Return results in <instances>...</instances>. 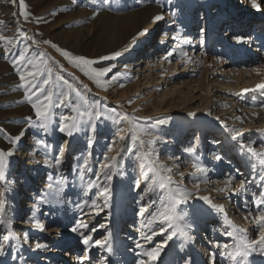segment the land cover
<instances>
[{"label": "rangeland", "instance_id": "374dc122", "mask_svg": "<svg viewBox=\"0 0 264 264\" xmlns=\"http://www.w3.org/2000/svg\"><path fill=\"white\" fill-rule=\"evenodd\" d=\"M194 2L195 12L193 15H199L203 14V6L199 5V0H192ZM237 3V0L235 1ZM25 3V11H27L29 15V22H25L22 17L19 16V2L17 0L16 4H13L11 0H0V21H3V24H0V33L7 36L9 39L14 40V46L11 47V52H7L5 50V42L0 41V127L5 129V133H12L15 134L19 131L20 128L24 127V117L33 115V110L31 109L30 105H28L26 102L22 101L23 97V91L17 90L15 92L11 91V89L15 88L19 81H18V75L16 71L13 69L11 61L15 58V56L19 53L20 50H22L25 47L29 48V56L37 55L41 52L44 53V58L48 61L49 65L54 69V74L62 75L65 79H67L70 83H72L74 86H76L81 92H83L88 99L90 104H96L99 107L106 110L108 113H120L123 114L124 108H121V105L119 104L117 98L111 93H108L107 95H103L101 93L102 88L98 87L95 83L93 84L91 80L87 76L83 74L78 68L73 67L64 57L60 55L59 52H57L55 49H53L50 45H45L42 43L43 40H50L54 43H56L60 48L66 49L73 53L74 55H84L88 58L97 59L99 60V57L102 55H108L109 52L103 51V49L98 50L100 48L99 42H108L113 37L115 38L117 34V29L122 23V20L133 18L136 13H139L143 8L148 7L150 8V13L148 15V18H152L155 16L154 14L158 11H164L166 16L168 15L171 17H175L176 20L184 22L187 18V0H173V3L169 4L167 3V0H159V3L154 2V0H114L112 6L110 9H104L101 11L99 16H96L93 18V0H79V6L73 5L71 3V0H24ZM182 4V5H181ZM218 3H211L210 8L213 16V13L218 8ZM155 11V13H154ZM262 13L264 14V0H262ZM175 12V16L172 15V13ZM13 13H16L17 15L14 17ZM54 13V14H50ZM211 14V13H210ZM215 15V14H214ZM41 16L43 17V21L40 23L36 22V17ZM151 16V17H150ZM186 17V18H185ZM260 19L254 18L249 23V29L244 31L246 34H251L254 27V22L256 20H262L263 18L259 17ZM183 19V20H182ZM205 18L201 17L198 19V25H195L196 32L203 28L204 20ZM46 21V22H45ZM233 22L230 21V24ZM229 24V23H228ZM225 25V23H224ZM227 25V24H226ZM163 24H161L158 27V31L156 32L157 35L162 36L161 29L163 28ZM198 27V28H197ZM194 28V29H195ZM26 32L28 35L33 36L35 40L41 41L39 45L32 44L31 41H25L22 39L20 35V31ZM225 26L222 31H225L227 33V30H224ZM257 34V32H255ZM231 36V34L226 35V37ZM244 36V35H243ZM247 36V35H246ZM258 39L252 40L253 42H259V40H264V31H258ZM245 38V36H244ZM207 40V39H206ZM18 41V43H17ZM220 32L219 30H216L211 35V40L209 42V53L207 56L208 67L204 71L203 66L200 65V69L196 71V75H194L193 79L199 80L200 82L199 87L195 88L196 93L198 94V98L195 101V103L203 102V104L210 106V109L212 112H220L221 108L228 107V113L226 111L227 116V126L230 127L231 124H228L230 122H236L238 125H242V120L248 119V112L245 110V107L243 105L242 100H236L235 103H232V100L235 98H239L240 96H248L252 94L255 99V103L257 104H264V89H256L257 84L264 83V67L263 69H260V72H256L253 77V80L250 83H246L242 86L240 85H221L219 83V75L218 74H212L213 69L216 68L217 61L215 57H213L214 53L217 51H220ZM233 41V40H232ZM252 42V43H253ZM237 44V42H235ZM239 46V44H237ZM237 45H230L229 50L231 54L229 56L234 59L238 60V62L241 63V55L240 52L237 51L235 48H239ZM236 46V47H235ZM254 46V44L252 45ZM235 47V48H234ZM258 47H261L260 45ZM216 48V49H215ZM244 53H248L249 56H252V52H249L247 50V47L243 48ZM147 52V51H146ZM261 52V51H260ZM144 52H140V54L137 56L138 58L143 56ZM141 55V56H140ZM212 55V56H211ZM236 55V56H235ZM228 61H233L232 58H229ZM259 56V53L256 55ZM175 57V56H173ZM128 57H122L120 59H114L111 61H99V63L96 65L98 67H108L112 66V72L108 74L107 77H105L106 80H109L110 78L113 79L115 77V80H119L120 78H124L126 76L132 77V80L130 81L131 85V91L129 100L126 103L125 109L128 113L131 114V118L134 119V122L138 124L139 126L145 128L148 131V135L142 136V138L147 141L149 139H152V137L156 136V134L161 135V139L157 140V142L152 146V159L158 160V162H161V159L163 156L170 155L175 157L176 155H180L181 153L178 152L177 147H173L172 142L174 140H178L176 143H181V140L184 141L185 137L188 135L189 132H191L190 128V117L188 115L189 111L191 113H194V116H197V112L191 111L192 109H187L188 106L185 104V106L177 105L173 103L164 104V102H160L156 100L155 96L151 97V99H146L147 95L143 94L148 89V82L144 83L142 75L136 76L137 74L140 75V72L137 73L136 69L130 74L128 70L125 67L124 61ZM139 58V60H140ZM263 58V57H262ZM203 59V58H202ZM264 59V58H263ZM249 60L246 59L245 62ZM259 59H257L258 62ZM254 63V65H258ZM216 65V66H215ZM228 66V65H225ZM218 70H220L222 67L221 65L217 66ZM136 71V72H135ZM172 72H175L176 69L173 68L171 70ZM134 73V74H133ZM211 73V74H210ZM208 76V79L206 80L205 76ZM77 76H81L83 81L78 80L79 78ZM206 76V78H207ZM175 77V78H174ZM173 77V80L170 79L168 81V86H172L173 83L178 82L180 80V76L176 75ZM196 77V78H195ZM139 78V79H138ZM169 77H165L160 79V82L163 83L165 80H167ZM164 81H163V80ZM218 79V80H216ZM142 80V82H141ZM162 80V81H161ZM87 82H90L94 88L89 89L85 85ZM154 82V81H153ZM152 83V82H151ZM160 83V84H161ZM174 83V84H175ZM209 83V84H208ZM179 84V83H178ZM194 84V82H193ZM139 87V88H138ZM191 86H187V89ZM223 88V90L221 89ZM139 89V90H138ZM159 89H163L162 86L159 87ZM197 89L200 90L197 92ZM244 89H248L249 91L245 92ZM200 93V94H199ZM234 93V94H233ZM138 94H141L140 98L138 99ZM191 94V92H190ZM236 95V96H235ZM239 95V96H238ZM106 96V97H105ZM146 97V98H145ZM155 98V100H154ZM191 96L186 99V102L190 100ZM229 98H233L232 100ZM73 99L75 100V97L73 96ZM110 99V100H109ZM203 99V100H202ZM112 100V101H111ZM16 101H20L19 103H13ZM191 102V101H189ZM201 102V103H202ZM8 105V107L5 109L4 105ZM234 104V105H233ZM62 110V111H61ZM114 110V112H113ZM53 111L55 112L54 119L56 120V124L59 123V117L60 115H71V109L69 107L65 106H58L54 107ZM135 111V112H133ZM234 117V119H232ZM158 119H163L166 121L164 124H157L156 121ZM242 119V120H241ZM107 121V122H106ZM109 124L111 128H115L118 126L116 123H114L111 120H101L98 122L97 126V132L98 134L95 135V138H98L99 144H96V148H100L101 152H108V144L109 141L106 140L107 135L103 133L102 125L101 124ZM235 124V123H234ZM101 126V128H100ZM56 125L54 126V128ZM130 126L128 127V129ZM128 129H124L125 134L128 132ZM254 133L256 136H254V142L264 141V128L260 127L259 122L254 123L253 126ZM31 130L26 133V140L27 145L25 148H33L32 144L34 141L32 140V134ZM213 130V129H211ZM210 130V131H211ZM123 132V133H124ZM153 132V133H152ZM258 132V133H257ZM5 133H0V148L7 149L11 147L6 140L7 136ZM245 134V133H244ZM209 133H207L203 138L204 141L209 140ZM247 135V134H246ZM76 136L78 137L79 134L77 133ZM113 138V135L109 136L111 139ZM157 137V136H156ZM169 137V139H168ZM67 137L64 136V134L60 135V139L58 144H61L64 139ZM163 138V140H162ZM171 138V139H170ZM128 147L130 148L133 144V141L129 139ZM167 140L166 145L163 144V141ZM139 141H136L135 143H138ZM131 143V144H130ZM106 145V146H105ZM139 145V146H138ZM220 146L222 145V159L216 160L215 157H206L204 161V166H209L210 170H207L206 173H200L199 176L205 180H212V178H215V173H220L221 175L226 174L227 178L231 173H240V178L245 180L246 182L250 183L248 184V189L251 191V196H242L238 192H232L231 194V201L230 203L226 204L224 206L229 207L232 205L233 208L236 204H233L231 202H236L237 199L239 203H241L242 208L248 209L251 207L253 202L252 200H256L258 198H264V180L261 179V177H264V168L260 167L259 164L256 162V159L252 157L246 149L241 147V144L237 145L238 149L237 152H240L241 154V160H236L235 155L233 154L234 150L231 149L227 145V143H220ZM42 146V145H40ZM137 146V147H136ZM159 146V147H158ZM135 152L143 154L144 152L148 151V145L145 143L143 146V149L141 148L140 144L138 143L135 145ZM116 149L120 150V146H117ZM53 150V149H52ZM81 150V148H79ZM264 149H258L257 151H261ZM27 152V150H26ZM137 153L131 154V152L126 151L123 155L126 154L125 158L128 159V156L135 160L137 159ZM185 154V153H184ZM136 155V156H135ZM183 155V154H182ZM72 156V155H70ZM85 156V154H84ZM26 159V156L22 158ZM195 158L200 159L199 157L195 156ZM95 157H92L90 160L95 162ZM236 160V162L233 163V166L231 168H228L227 161L228 160ZM206 160V161H205ZM200 162V161H199ZM239 164V166H235V164ZM65 166V164L63 165ZM77 167V166H76ZM17 171H21L22 169V163L20 164ZM76 169V168H75ZM239 170V172L237 171ZM15 170V168H14ZM236 170V171H235ZM241 170V171H240ZM248 174H246V172ZM17 172V173H18ZM76 174H78L77 171H75ZM228 172V174H227ZM93 173V172H92ZM120 173V175H119ZM116 175V180L121 186V195L119 197L120 204L124 203L123 201L125 198V193L127 192V186L129 185L130 179H131V170L128 168L121 169ZM86 174V173H85ZM92 175V174H91ZM130 175V176H129ZM120 177V178H119ZM221 177V176H220ZM249 177V178H248ZM44 180L48 179V175L45 174L42 177ZM71 175L68 178V186L66 187V192L62 193V200L60 203H53V204H42L43 208H40L39 211H37V216L39 218L47 219L44 223V226L47 230L53 229V231H49V236H43L41 234V230L35 228L33 225H28V237H29V243L24 244L22 247L19 245H16V247L10 249V253L8 254V260L7 263L12 264H18L17 261L12 259V256L14 255H23L25 257V264H30V262L34 264H78L79 262L75 261V258H69L67 261H64V259L60 258L59 256L50 255L48 253L47 249H50L52 246H58V244L62 245L67 243L71 239L72 242H68L70 245V248L72 247V251L74 250L77 254H84L85 252V245L81 242V238L77 233H74L71 231L72 228L70 225V222L68 223L67 218L65 216V213L62 211L63 205H70L72 207V215L70 216H78L84 215L88 209H90L91 200L95 199L96 194H92L91 192H88L87 195H84L81 199L77 200L75 199V196L69 195V192L73 190V187L78 189H85L88 182L91 180L88 179L87 175H84V180L81 181L79 179V175L76 176L75 183H71ZM78 178V181H77ZM86 178V179H85ZM211 178V179H209ZM89 181H88V180ZM96 180V179H94ZM253 182H249V181ZM42 180H40V183ZM102 184L106 182L100 181L98 183ZM86 185H85V184ZM82 184V185H81ZM80 185L83 187H80ZM85 185V186H84ZM247 186V185H246ZM232 187L238 188L236 186L235 181L232 184ZM96 188H93L94 190ZM143 188L141 187L140 190ZM90 190V191H92ZM12 191V192H11ZM46 191V190H45ZM15 193V190L13 186H11L10 193ZM124 192V193H123ZM156 199L153 198V196L146 194L145 197L148 196L149 204L152 203V201H156L154 205H152L151 208H149V212L155 211L156 208L160 206V200L162 197H165L167 195L166 191H161ZM94 195V196H93ZM122 196V197H121ZM213 196V194H212ZM25 197V196H24ZM238 197V198H237ZM11 199V196L9 197ZM68 199V200H67ZM245 199V200H244ZM87 200L89 202L88 206L83 205V201ZM222 200H226V198H223ZM130 202V201H129ZM98 203L102 204V199L98 201ZM148 204V205H149ZM10 205H8L9 208ZM254 208L252 206V210L248 211L251 212L252 215H255L257 213V206L254 204ZM127 207V205H126ZM182 209H184L183 206H180ZM238 208V206L236 205ZM235 207V208H236ZM84 208V209H83ZM235 208L233 211H235ZM262 209H264V205L261 206ZM12 209L14 210L12 215L9 217L14 218V226H16L18 229V235L20 234L21 238L23 237V230H25V219L24 215L20 213L15 206H12ZM93 210V208H91ZM90 209V210H91ZM47 211V212H46ZM94 211V210H93ZM135 215L131 219L134 223L138 221V212L139 207L135 210ZM214 210L205 206L204 209H197L196 214L198 217L194 215H189L190 220L194 221L193 226V235L195 236V240L193 242H185L183 237L177 235L172 240H168L166 245L163 247L157 261L154 262V264H184L185 260L190 259L192 261V264H203V261H207L210 257V254H215V264H220L218 261L220 258H222L224 264H229V261L225 258V250L223 249L224 244H228L231 246L234 244V242L229 241H220L223 242V245L221 247L217 248L214 245V241L217 238L210 237H204L205 235L202 234L205 230H203V226L201 229V224L198 222L199 217L206 216L207 218L213 217ZM108 210H103L100 212V216L97 218L91 219L87 221L89 226V230L95 228L96 230L89 231L87 234H90L93 238V240H102L107 235L108 231H111L112 233V251L108 252L106 249L100 248L98 246L93 247L91 249V255L89 262L87 264H102V261L105 257H107V264H138V261L141 259H147V257H143L141 255L142 249L136 248V242L139 241L141 243L145 244L146 248L154 247L157 244H163L166 240V234L159 233V225H156L154 227V231L157 232V234L153 237V240L151 243H145L140 236V231H138L136 235L134 234L135 238H129L124 239L122 236L123 228L120 227L118 229V232L114 229V226L110 228V224H108L106 221ZM91 216H96L95 212L90 213ZM148 213L145 214V217L148 219L150 218ZM47 216L48 218H45ZM66 218V219H65ZM87 218V216L85 217ZM233 218V217H232ZM83 219V218H82ZM80 219V220H82ZM147 219V220H148ZM207 220V219H204ZM129 220H126L124 218L123 224L124 228L126 226H129L130 222ZM239 221V220H237ZM19 222H22L23 224H20ZM66 223V224H65ZM129 223V224H128ZM236 225L238 228H242L245 230L247 228L248 230L251 228L253 236H247L250 239H257V226L254 224L248 222L245 225L240 224V222H237ZM69 224V225H68ZM100 225H106V228L100 227ZM147 222L141 227V230L144 232L148 231L147 228ZM250 226L247 227V226ZM254 228V229H253ZM83 231V229H81ZM4 232L2 229H0V236L4 235ZM22 232V233H21ZM129 233V231L126 232V235ZM206 235H209V231L206 230ZM246 233H249L247 231ZM204 237V238H203ZM208 238L209 241L207 240ZM136 241L134 242L133 240ZM219 239V238H218ZM40 242L43 244H46L47 247L43 249H37V254L35 249V243ZM129 242V243H128ZM204 245V248H201V245ZM220 245V244H219ZM65 248H61V250H64ZM79 249H82V251H79ZM220 249V250H219ZM22 250V251H21ZM78 250V252H77ZM219 250V251H218ZM71 251V250H70ZM84 251V252H83ZM204 251H206L204 253ZM24 252V253H22ZM26 252V253H25ZM220 252V253H219ZM48 253V254H47ZM37 256L38 259H33L34 256ZM109 256V257H108ZM47 257L48 261L41 260V258ZM4 259V260H3ZM77 260V259H76ZM5 261V256L0 257V264H3ZM61 263H58V262ZM226 261V262H225ZM53 262V263H52ZM222 262V264H223ZM207 264V262H206ZM249 264H264V255L256 254L255 256H251L249 258Z\"/></svg>", "mask_w": 264, "mask_h": 264}, {"label": "bare ground", "instance_id": "6f19581e", "mask_svg": "<svg viewBox=\"0 0 264 264\" xmlns=\"http://www.w3.org/2000/svg\"><path fill=\"white\" fill-rule=\"evenodd\" d=\"M199 1H200L199 5L203 6V14L199 15V17L197 15H193L196 7H194V2L192 0H187L188 14H187V18L185 17L186 19H184L185 20L184 22L176 20L175 17H171V16L168 17V15L166 16L164 11L157 12V14H162L164 18L161 21L153 22L152 18L154 16L151 19L148 18L151 7L150 8L145 7L141 11H139V13H136V15L133 18L122 20V23L117 29V34L115 38L113 37L108 42L100 41L99 42L100 48L98 50L103 49V51L109 52L108 55H110L112 52L121 51L125 46H128L129 44H131L133 37H136V43L132 45L130 50L124 53L121 57H118L117 59H120L122 57H128L124 61L125 67L128 70V72L131 74L137 67L136 71L137 73L140 72V75L137 74L136 76L142 75V78L144 80L143 82L144 83L148 82V85H146L148 86V89L143 93L147 95V98L146 97L145 98L151 99V97L155 96L156 100L160 102H164V104L173 103V104L182 105V106H185V104H187L186 105L188 106L187 109H192L191 110L192 112L193 110H195L194 112H197V116L193 115L190 117L189 123H190L191 132L188 133V135L185 137V140L182 141V139H180L181 143L179 144L176 143L178 140L177 141L174 140L172 142L173 147H177L178 152L181 154L178 156L176 155L175 157L170 156V155L163 156V158L161 159V162L164 165L173 168V173H174L173 179L177 181H182V186L184 188H186L189 191H192L197 196L207 195L213 200L214 203L225 205V203L226 204L230 203L231 201L230 196L232 193H230L229 195H225V193L219 192L217 191V189L225 187L226 182L229 177H234L233 182L235 181L236 186H238L239 181L242 180L240 178V173L242 174L243 172H239V170L237 169L239 173L237 172L231 173V175H229L228 178L226 174L221 175L220 173H215L216 175L215 178H212V180L205 181L201 178L202 177L201 175H200L201 177L199 176L200 173L194 171V169L192 168V162L195 159L198 163L204 164L203 160L206 157H209V156L215 157L216 155H220L222 157L223 147L222 145L221 146L219 145L222 142L227 143V145L231 147V149L234 150L233 154L235 155V158H237L236 160L242 159L240 152L236 151L238 149L237 145L239 144L251 145L256 150L264 149V141L254 142V139H255L254 136H256V134L254 133L255 131L253 129L254 123L256 122H259L260 127L264 128V107H261L262 104L255 103L254 101L255 97L252 94L248 96H240L238 99L229 98L231 100L233 99L232 103H235L234 101L236 100H242L245 110L248 112L249 116L247 120L241 119L242 125H238L236 124V122H234L235 124L233 122H230L228 124H231V126L228 127L226 125L227 119H228L226 116L229 110L228 107L221 108L220 112L218 113V112H212V110L210 109V106L203 104L202 101H201L202 103L201 102L195 103V101L199 99L198 94L195 91V88H198L200 86L198 82H200L201 79L199 77V80H197V79H193V77L194 75H196V71L200 69V65L203 66L204 71L208 67L207 65L209 62L207 61V56L209 53V47H210L209 42L211 40V35L214 31L219 30L220 39H221L220 41L221 46L219 47L220 51L219 52L217 51L216 53H214L213 57H215L217 61L216 64L221 65L222 68L218 70L217 66L219 65L217 66L215 65L216 68L213 69L212 74L215 73L219 75V83L221 85L228 84V85H234L235 87V85L242 86L246 83H250L253 80V77H255L254 75L256 74V71H254V69H261V68L263 69L264 67V59H263L264 58V40L263 41L259 40V42L252 41V40L258 39L257 37L258 31H261V32L264 31V14L262 13L261 10L252 8L251 4L249 3V0H237V3L235 2L236 0H199ZM212 2L218 3V6H219L213 13V16H211L212 12L210 8V4ZM157 14L155 13L154 15H157ZM201 17L205 18L204 25H203V28L205 29V33H204L205 43L203 45H200L199 43L200 30L196 32V28H195V25L196 24L198 25V19ZM257 17L258 19H260L259 17L263 19L256 20L254 22V26L255 25L257 26L254 27L251 34H248V33L246 34L244 31L249 29L250 21H252V19L255 20L254 18H257ZM230 21H232L233 23L230 24ZM161 24H163L164 26L160 32L162 36H159L156 34V32L158 31V27ZM224 26H225L224 30L228 29L227 33H225V31L221 32V29H223ZM144 29H148V32L144 36H138V33ZM255 32H257V34ZM164 34H167V35L165 36ZM228 34H231V36L226 37V35ZM243 35L245 36V42L238 43L234 38L236 36L244 37ZM173 37H176V39L174 40ZM185 39L190 40L191 43L183 44V41ZM235 42H237L239 46ZM178 43L182 45V48L176 49V53L174 55L175 57L172 56V57H168L167 59H165L166 53L174 49L175 45ZM234 44L239 47V48H235L236 47L235 46L234 48L240 52L241 63L238 62V60L237 61L234 60L235 58L233 59L232 56L231 57L229 56V54H231L229 47L230 45H234ZM253 44L254 46H252ZM259 45L261 47H258ZM245 47H247V50L249 52H252V56H249L248 53L247 54L244 53L243 48ZM144 51L145 53L143 54V56L140 55L141 58L139 57L140 58L139 60L137 56L140 54V52H144ZM180 51L186 52L188 54L187 57H181ZM258 53H259V56H256ZM228 56L229 58H232L233 61L227 62ZM248 58L249 60L245 62V60ZM257 59H259L258 62H257ZM256 62L258 65H254V63ZM225 65H228V66H225ZM173 68L176 69L175 72L171 71ZM176 75L180 76V80L176 83L174 82L175 84L173 83L172 86H168L167 85L168 81L170 79L173 80V77ZM206 76L203 78H205L206 80L208 79V82H209L210 78L208 76L206 78ZM77 77L79 78L78 80L82 81V84H83L84 80L82 79V77L81 76H77ZM164 77L165 79L166 77H169V78L165 81L162 79L164 82L161 83L160 79ZM131 80H132V77L130 76L120 78L119 80L110 78L109 80H107L108 83H107L106 90L104 88H102L103 90H101V93L103 95H107L108 93H111L112 96L114 95L117 98L119 104L121 105V108H124L123 114L126 113L129 117H131V114L127 112V110L125 109V106L129 100V96H130L129 92L132 89L130 85ZM92 83L94 84V82ZM85 85H87L89 89L94 88L90 82H87ZM189 85L191 87L187 89V86ZM160 86H162L163 89L160 90L159 89ZM221 89L223 90L222 87ZM198 91L200 90L197 89V92ZM140 96L141 94H138V99L140 98ZM190 96L191 98L189 101L191 102L189 101L186 102V99ZM71 115H73L72 112H71ZM232 119H234V117H232ZM101 125L103 129L102 130L103 133L107 135L106 140L110 142L107 148L112 146L114 150L112 152H105V153L101 152V149L99 147L96 148L97 147L96 144H99L98 138H95V136L92 137L94 143L91 146H89L87 143L88 138H89V134L87 133V131L85 130V131L78 132L79 134L78 137L76 136L77 134L76 133L73 137H67L66 139L63 140V142L66 140L68 143L64 144V147H65V157H64L65 163L64 164L65 166H63L64 165L63 164L60 169L46 166L45 149L43 148V146L36 145L35 139L39 136L41 139H43L47 143H50L55 146V145H58L60 135L62 133H59L58 131L53 130L52 132H50V134H48L47 136H44L41 133H37L34 129H32L31 134L33 137L32 140L34 141V143L32 144L33 148H25V146L27 145L26 144L27 141L25 142L26 140L25 137L20 142L19 150L11 158V164H10V169L8 173L10 179L15 180V183L11 185L13 186L15 193L14 192L10 193V191L8 192L6 214L8 216H11L14 211L12 209V206H15V208H17V210H19L20 213L24 215L25 230H23V233L28 231V228H29L28 225H32L30 217H33L34 219L39 220L43 226H44L45 221L47 220V219L42 220V218H39L37 216L36 212L33 213V205L34 203H36V198L39 195L47 192L46 183L49 182L48 179L44 180L43 178H40V177H42L45 174H47L48 176L51 175L52 177L51 182H56L61 179V173H62L63 176L67 177V179L71 175V178L69 180H71V183H75L76 176L78 174H76L74 169L76 168V166H78V164L82 163L81 157L84 156V154L85 156H87L89 152L91 153V158L92 157L96 158L95 162L91 161V167H92L93 173L85 172L86 173L85 175H87L88 179L90 180H94L97 178V175L99 173V165L100 163L103 162V158L105 154H108L111 156V155H117V153H119L115 171L112 175V179L110 181H107L104 179L102 175L100 176V179H99L100 181L106 182L105 186L110 185L111 187V197H112L111 207L104 209V210H108V214H107L108 220L106 222L110 224V228L114 226V229L118 232V229L122 227L123 233H124L122 234V236L124 237V239L135 238L134 234L136 235V233L139 230H141V227L143 228L145 223L148 221L147 220L148 217L146 218L144 216L142 218L138 215V221L134 223L133 220L131 221L133 216L136 214L134 210L140 207L142 204L143 205L149 204V200H147L148 196L145 197L146 194H149L153 196L154 199H156L159 195H161L160 193L163 190L160 189L159 187H155L154 191L146 193L145 188L148 182L144 181L142 177L141 169L139 166V161L137 159L133 160L129 156H128V159H126L125 158L126 154L123 155L124 153H126L127 149L129 148L128 142L130 141L129 140L130 138L125 141H120L117 136V130H118V127H123L124 129H128V127L129 126L131 127V125H129L126 122L116 126L115 128H111L109 124H106V123L101 124ZM230 128L241 130L243 135L237 140H233L232 133L228 131V129ZM207 133L210 134L209 140L204 141L203 137ZM111 135H113V138L111 137L110 139L109 136ZM120 135H125V132L124 133L121 132ZM156 136L160 137L161 139V135L156 134ZM113 141H116V143L113 144ZM166 141L167 140L163 141L164 145L168 143ZM138 143H133V144L130 143L132 145L130 147L132 148V151H130L131 154L137 153L135 152V148L137 146L136 147L134 146L137 145ZM193 144L197 145V152L195 156L200 158L198 160L197 158L193 157L192 155L188 154L185 151L187 147ZM117 146H120V150L121 149H125V150L120 151L116 149ZM79 148H81V150H79ZM48 152H50L52 155L55 154L54 150L52 149H49ZM25 156H26V159L24 158L22 160V158ZM236 160L235 161L232 159L228 160L227 161L228 168H231L233 166V163L236 162ZM21 163H22V169L21 171L18 172L17 171L18 169H16V167L19 168ZM235 166H239V164L237 163L235 164ZM128 167L131 170V174H130L131 179H130L129 185L127 186V192L125 193L126 199L123 201L124 203L120 204L119 197L122 191H121V186L116 180V175L120 172L121 169L123 170ZM206 168L207 170H210L209 166H206ZM244 171L246 172V170ZM179 172L184 173V176L182 178L179 175L175 174ZM246 174H248V172H246ZM40 180H42L41 183H40ZM77 181H78V178H77ZM137 182L140 183L139 188L136 187ZM249 182H253V181L250 180ZM197 184H199V192H197L196 190ZM248 184L250 183L246 182V185H247V186L245 185L246 190L239 191V194H241L242 196L247 195L248 197L252 195L251 191L248 189ZM81 185L80 187H82ZM174 186L175 185H173L172 187ZM141 187L143 188L142 190H140ZM65 190L66 188L64 189L63 193L66 192ZM85 192L87 193L91 192L92 194H96L97 189L89 191V190H85V189L83 190V189H78V188L73 187V190L69 192V195H73V197L75 196V199L79 200L85 195ZM10 196H11V199H9ZM223 198H226V200L225 201L222 200ZM252 201L253 202H251L252 203L251 205L254 208L255 203H254V200ZM231 203L236 204L238 208L235 205L234 208L235 207L236 208H235V211H233L234 208L232 205L230 206L229 204V207L225 206L229 219H231L235 225L238 224L237 222H240V224L242 225L247 224L249 221H246L245 219H243V217L246 214L251 213L248 211L252 210V206L249 207L248 209H244L242 208L241 203H239L238 199L236 202H231ZM8 205H10L9 208H8ZM180 206H183L190 216L194 215L196 217H198L196 214L197 209H204L205 206L211 208L205 202L199 199H195V198L189 201L187 205H180ZM40 208H43V205H40ZM91 208L92 207H90V209ZM90 209L87 208L88 211H86L84 215H81L82 214L81 213L80 215L74 217V216H70L72 215V207L70 205L62 206V211L65 213L68 223L70 222V225H71L70 228L75 226L77 221L82 218L84 222H87L91 219H94L100 216V214L94 217L91 216L90 213H93L94 211ZM86 216L87 218H85ZM45 218H48V217L45 216ZM124 218L126 220H129L128 222H130V224L128 223L129 226H126L125 228H124V225H122ZM204 219H207V220H204ZM197 220L201 224V229L203 226V230H205L204 232H202V234L205 235L204 237L206 236L210 237L211 235L213 239L217 238L214 241V243L216 244L218 243L220 245H223V242H221L222 240L224 242L225 241L230 242L232 240L231 242L235 243V241L232 238L224 234L226 231L231 230V228L225 223L223 214H219L214 210L212 218L210 217L207 218L206 216H203V217H199ZM19 223L23 224L22 222H19ZM247 227L250 228L249 225ZM16 228L17 227L13 225V231L18 235L19 228L18 229ZM0 229H2L3 231H6V229L3 226H0ZM206 230L209 231V235H206L208 234L206 233ZM49 231H53V229L51 228L47 230L46 227L44 226V230L41 231V234H43V236L44 235L49 236V233H50ZM127 231H129V233L126 235ZM245 231L246 232L249 231V233L247 234L251 237L253 236L251 228L249 230L245 228ZM5 233L6 232H4V234ZM209 239L210 238H208L207 240L209 241ZM68 240H69L68 242L73 241L71 239H68ZM133 241L135 242L136 239ZM68 242L62 245L58 244V246L50 247V249H47L48 253L50 255H55V256L57 255L60 258L64 259V261H67L69 258H73V259L75 258L73 262L75 263V261H77L79 262L78 264H81V259L84 258L85 255H87V259L84 261V264H87L89 260H91L90 259V255L92 252L91 250L87 254L84 251H83L84 254H78V253L76 254L74 250L72 251V247L70 248L71 244H68ZM15 243L16 242L13 241L12 246L5 248L6 254L4 255L5 261L3 262V264H10V263H7L9 262L8 254L10 253L11 248L16 247ZM61 248H65V249L61 250ZM201 248L202 249L204 248L203 244L201 245ZM34 251H36L35 254H37L38 250L34 249ZM79 251H82V249H79ZM205 252L206 251H204V253ZM255 255L256 254H253V256ZM33 259H38V258L35 255ZM41 260L48 261V258L43 257L41 258ZM218 261L220 262V264H222L223 262L222 258H220ZM206 262L207 264H213V261L210 259V257L207 261L206 260L203 261V264H206ZM58 263H61V262L59 261ZM30 264H34V263L30 262Z\"/></svg>", "mask_w": 264, "mask_h": 264}, {"label": "snow or ice", "instance_id": "6c2138e0", "mask_svg": "<svg viewBox=\"0 0 264 264\" xmlns=\"http://www.w3.org/2000/svg\"><path fill=\"white\" fill-rule=\"evenodd\" d=\"M13 4L17 3V0H11ZM19 2V16L24 19L25 22H29V13L25 11L24 0H18ZM114 0H93V18L99 16L101 11L104 9H110ZM154 2L159 3V0H154ZM73 5L79 6V0H71ZM167 3H173V0H167ZM251 7L257 10L262 8V0H249ZM54 14V13H50ZM17 14L13 13L15 17ZM175 16V12L172 13ZM162 14L155 15L152 19L153 22H158L163 19ZM43 21V17L37 16L36 22L40 23ZM46 22V21H45ZM3 21H0V24H3ZM19 30V29H18ZM20 31V35L23 40L31 41L32 44L39 45L41 41H37L33 36L28 35L26 32ZM148 32V29H144L138 33V36H144ZM205 29H200V45L205 43L204 41ZM165 36L167 34H164ZM238 43L245 42V38L242 36L234 37ZM175 40L176 37H173ZM0 41L5 42V50L11 52V47L14 46V40L9 39L4 34L0 33ZM163 42V41H162ZM18 43V41H17ZM43 44L50 45L53 49L60 53L73 67L78 68L89 80L93 81L98 87L104 88L106 90L108 81L105 77L112 72V66L103 67L96 66L99 61H111L118 57H121L124 53L128 52L132 45L136 43V37H133L131 44L125 46L121 51L112 52L110 55H102L99 57V60L88 58L84 55H74L66 49L60 48L56 43L50 40H43ZM191 43L190 40L185 39L183 44ZM181 44H176L175 48L168 51L165 55V59L172 57L176 53V49H181ZM29 48L25 47L19 51L15 58L11 61L13 69L18 75V85L11 89L15 92L17 90L23 91L22 101L30 105L33 110V115L24 117V127L20 128L15 134L5 133V129L0 127V133H5L7 136L6 142L11 145L7 149L0 148V226H3L6 229V233L0 236V257H3L5 253V248L12 246V242L15 241L17 245L22 247L24 244L29 243L28 233L24 232L23 237L17 235L13 231L14 218L9 217L6 214L7 209V195L11 190L10 186L15 183V180L10 179L8 173L11 164V158L19 150L20 142L26 136V133L29 129H34L37 133H41L44 136H47L53 130L58 131L59 133L64 134L66 137H73L76 133L81 131H87L89 134L88 145L91 146L94 141L92 137L98 134L97 126L98 122L101 120H111L117 125H120L124 122L131 125L128 129V132L125 135H120L121 132H124L123 127H118L117 136L120 141H125L131 139L133 143L139 141L141 148L145 143L148 145V151L143 154L137 153V160L139 161V166L141 169V174L144 181H147L145 192H152L155 190V187L166 191L167 195L162 197L160 200V206L156 208L155 211L149 212V208L156 203L152 201L149 205H141L139 207L138 215L144 217L146 213L149 215L147 221L148 231H140L141 239L145 243H151L153 237L157 234L154 231V227L159 225V233L166 234V240L163 244H157L154 247L146 248L144 243L139 241L136 242V248L142 249L141 255L147 257V259H141L138 261V264H154L157 261L163 247L166 245L168 240H172L175 236L179 235L183 237L185 242H193L195 236L193 235V226L194 221L190 220L189 215L185 209H182L180 205H187L189 201L199 199L206 204H208L212 209L217 213L223 214L225 223L231 228V230L226 231L224 234L232 238L235 243L233 245L224 244L222 247L225 250V258L229 261V264H249V258L253 254L264 255V209L261 208L264 205V198H258L254 201L257 206V213L252 215L251 213L246 214L243 219L249 221L250 223L257 226V239H250L247 236V233L244 229L238 228L234 222L229 219L225 206L223 204L214 203L213 200L207 195H195L192 191L187 190L182 186V181H177L173 179V168L164 165L163 163L158 162L156 159H152V146L160 139V137H152L145 141L142 136L148 135V131L139 126L134 122V119L129 117L126 113H108L103 108L99 107L96 104H90L85 94L81 92L76 86L70 83L62 75L54 74V69L49 65L48 61L44 58V53L41 52L37 55L29 56ZM187 53L180 51L181 57H187ZM256 72H260V69H254ZM115 79V77H113ZM87 87V86H84ZM256 89H264V83L257 84ZM245 92L249 91L244 89ZM75 97V100L73 99ZM16 101L13 103H19ZM65 106L71 109L73 115H60L59 123L56 124L54 119L55 113L53 112L54 107ZM8 105H4L6 109ZM264 107V105H261ZM114 112V110H113ZM189 116H193L194 113L189 112ZM219 119V118H217ZM157 124L166 123L163 119H158ZM56 125L55 129L53 126ZM232 133V139L237 140L240 138L243 133L241 130L230 128L228 129ZM198 140V138H197ZM68 142L65 140L63 143L58 145H52L47 143L39 136L35 139L36 145H42L45 149L46 155V166L60 169L61 166L65 163V147L64 144ZM116 141H113L115 144ZM242 148L256 159V162L260 167L264 168V150L257 151L251 145H241ZM49 149H53L55 154L52 155L48 152ZM114 149L112 146L108 148V152H112ZM121 149L120 151H124ZM127 151H132V148H128ZM185 151L195 157L197 152V145L193 144L185 149ZM118 155H108L105 154L103 162L99 165V173L96 180H91L87 183V190H92L93 188L97 189L96 198L91 200V207L93 208L96 215H99L101 211L106 208L111 207V187L105 186L102 183H98L100 176L102 175L105 180L110 181L112 175L115 171L116 163L118 160ZM50 157V158H48ZM91 153L89 152L87 156H82V163L78 164L75 171L78 172L79 179L84 180L85 172H92L91 167ZM171 159V158H170ZM216 160H221L220 155L215 156ZM178 167V166H177ZM192 168L195 172L206 173L207 168L198 163L195 159L192 162ZM181 178L184 176L183 172L175 173ZM264 180V177H261ZM234 177H229L225 187L217 189V191L229 195L232 192L245 191L246 181L240 180L238 188H233ZM48 181L46 183L47 192L39 195L36 198V203L33 205V213L40 210V205L42 204H53L60 203L62 200V193L64 189L68 186L67 177L63 176L61 173V179L56 182H51V175L48 176ZM175 185L174 187H172ZM136 187H140V183L137 182ZM196 190L199 192V184L196 185ZM87 195V192H85ZM103 201L102 205L98 203L99 200ZM84 206H88L89 202L87 200L83 201ZM32 225L44 230V226L40 223L39 220L30 217ZM102 228H106V225H100ZM83 229V231L81 230ZM93 228L89 230L88 223L83 220H78L76 225L72 227L71 231L77 233L81 242L85 245V253L87 254L93 247H100L106 249L108 252L112 251V233L111 231L107 232V235L102 240H93L90 234H87L89 231H95ZM219 248L221 245L218 243L214 245ZM47 245L36 242L35 249L46 248ZM12 259L17 261L18 264H25V257L23 255H14ZM87 259V255L81 259V264H84V261ZM210 259L215 264V254H210ZM102 264H107V257L104 258ZM184 264H192L190 259L185 260Z\"/></svg>", "mask_w": 264, "mask_h": 264}]
</instances>
